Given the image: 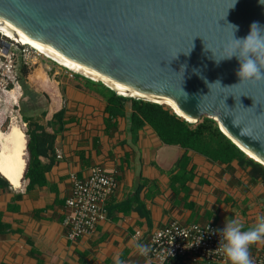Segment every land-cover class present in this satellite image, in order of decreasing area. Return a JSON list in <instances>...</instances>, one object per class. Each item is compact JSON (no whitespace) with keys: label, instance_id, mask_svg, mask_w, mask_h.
Wrapping results in <instances>:
<instances>
[{"label":"crops","instance_id":"crops-1","mask_svg":"<svg viewBox=\"0 0 264 264\" xmlns=\"http://www.w3.org/2000/svg\"><path fill=\"white\" fill-rule=\"evenodd\" d=\"M23 79L31 90L22 97L28 120L48 134L60 124L64 129L56 132L54 152L39 156L49 166L44 183L27 188L24 179L22 187L0 186V221L7 227L0 232V264H114L117 254L125 264H155L135 245H149L153 232L172 221L222 229L226 217H239L247 228L264 213V182L251 179L237 161H213L165 144L147 123L135 129L129 103L110 115L104 97L84 80L43 60ZM60 110L61 122L54 119ZM94 166L113 173L118 185L106 217L72 241L63 222L70 176L85 178ZM262 248L264 243L251 245L250 254ZM166 264L214 263L178 256Z\"/></svg>","mask_w":264,"mask_h":264},{"label":"water","instance_id":"water-1","mask_svg":"<svg viewBox=\"0 0 264 264\" xmlns=\"http://www.w3.org/2000/svg\"><path fill=\"white\" fill-rule=\"evenodd\" d=\"M253 23L264 29L261 0H0L2 30L120 95L213 119L264 166V81L216 61Z\"/></svg>","mask_w":264,"mask_h":264},{"label":"built area","instance_id":"built-area-1","mask_svg":"<svg viewBox=\"0 0 264 264\" xmlns=\"http://www.w3.org/2000/svg\"><path fill=\"white\" fill-rule=\"evenodd\" d=\"M0 40L9 44L6 53L3 51V46H0V89L2 92L21 88L19 72L21 65L30 69L41 57L54 61L31 45L11 39L3 35L1 31ZM71 72L74 73L72 70ZM22 124L23 128L26 127L24 121ZM57 157L60 158L61 155L58 153ZM70 177L72 191L65 201L69 211L65 214L63 222L67 228V238L74 241L92 233L98 223L106 217L107 203L115 193L118 183L115 175L101 166L92 167L85 178H79L74 173ZM211 229L221 228L212 222L185 224L172 221L153 232L148 245L151 249L148 257L152 258L155 264H166L178 256L195 261L225 264L224 257L217 248L219 236L213 234ZM138 235L139 232L136 233V236ZM201 236L202 239H200ZM250 255L254 264H264V248Z\"/></svg>","mask_w":264,"mask_h":264},{"label":"trees","instance_id":"trees-1","mask_svg":"<svg viewBox=\"0 0 264 264\" xmlns=\"http://www.w3.org/2000/svg\"><path fill=\"white\" fill-rule=\"evenodd\" d=\"M27 68L24 65L19 67L20 85L23 90L21 97H24L30 88L26 85L23 76L27 73ZM78 78L85 81V86L93 91H96L107 102L106 111L110 115H116L123 112L124 106L129 103L132 109V126L139 129L145 123L152 126L160 139L169 145H180L188 150H193L200 153L213 161L222 163H229L237 161L239 166L247 171L248 175L253 180H260L264 182V166L248 157L237 145H235L221 130L216 121L208 117H203L196 123H190L170 108L151 101L137 99L134 97H127L117 94L115 90L105 86L100 81H94L84 75L74 72ZM22 98L20 100V112L22 119L27 123V129L24 132L26 138V148L24 153L25 170L21 179H29L27 188L33 187L35 184L44 183V171L49 166L43 167L39 161V156L47 155L49 151L54 152L53 142L56 132L64 129L63 124L56 128L54 134L45 133L42 128L28 120L24 115ZM64 111L60 110L54 115V119L62 121ZM19 124V123H18ZM20 126V125H19ZM22 129V127L20 126ZM41 133H37L38 130ZM22 131H24L22 129ZM26 151L28 159L26 160ZM180 163H178L179 165ZM0 186L3 188L11 187L9 181L0 174ZM21 187V186H20ZM1 217V215H0ZM7 229L6 225L0 221V232Z\"/></svg>","mask_w":264,"mask_h":264},{"label":"clouds","instance_id":"clouds-1","mask_svg":"<svg viewBox=\"0 0 264 264\" xmlns=\"http://www.w3.org/2000/svg\"><path fill=\"white\" fill-rule=\"evenodd\" d=\"M261 2L264 3V0ZM231 26L235 30V26ZM262 31L264 29L253 23L245 38L231 39L227 42L225 50L231 49L227 55L219 59L215 58L219 62L222 59H230L236 56L239 60V68L236 74L240 82L264 81V35H261ZM233 124L235 125L234 121ZM197 231H199L198 227ZM210 231L219 236L217 248L224 257L225 264H254L249 249L251 245L264 243V213L259 214L247 228H245V223L241 218L226 217L222 229H211ZM135 248L141 256H148L151 251L146 244L137 243ZM113 262L114 264H125L120 259L119 254L113 257Z\"/></svg>","mask_w":264,"mask_h":264},{"label":"bare ground","instance_id":"bare-ground-1","mask_svg":"<svg viewBox=\"0 0 264 264\" xmlns=\"http://www.w3.org/2000/svg\"><path fill=\"white\" fill-rule=\"evenodd\" d=\"M0 31L2 32L3 35L10 37L11 39H16L19 42L27 43V44L31 45L32 47H34L35 49H37L40 53H42L46 57L53 59L52 57L48 56L49 50L41 51L38 48H36L35 46H33L32 44L25 42V41L15 37V36L11 35L10 33L2 30L1 28H0ZM53 60L56 61L57 63H59L60 65L71 69L70 67L62 64L61 62H59L55 59H53ZM71 70L75 71L73 69H71ZM75 72H77V71H75ZM8 97H9V101L11 100L12 102H16L17 97H18L17 90L13 89V90L9 91ZM158 103H160V102H158ZM161 104L168 107L167 105H165L163 103H161ZM171 110L174 111L173 109H171ZM177 114L180 115L179 113H177ZM180 116H182V115H180ZM25 148H26L25 133L20 128L18 122L16 120H13L6 131H0V174L3 177H5L6 179H8V181L11 183L12 187H15V188H18L21 186V179L23 177V173L25 170V160H24ZM248 155L251 156L250 154H248ZM252 158H254V157H252ZM254 159H256V158H254Z\"/></svg>","mask_w":264,"mask_h":264},{"label":"rangeland","instance_id":"rangeland-1","mask_svg":"<svg viewBox=\"0 0 264 264\" xmlns=\"http://www.w3.org/2000/svg\"><path fill=\"white\" fill-rule=\"evenodd\" d=\"M41 60H43V62H47L52 68L54 65L55 68H58L60 70L62 69L63 72L65 71L66 73L69 74L72 73L71 69L66 68L65 66H62L59 63L44 57H41L39 60H37L30 69L36 66ZM16 90L18 97L16 102H12L11 100L9 101V97H8L9 92H2L0 89V131H6L13 120H16L24 130L22 124L23 119L20 112V100L22 98L21 96L23 94V90L22 87L19 89L17 88ZM26 159H27V155H26ZM23 184H24V179L22 181L21 187L23 186Z\"/></svg>","mask_w":264,"mask_h":264}]
</instances>
